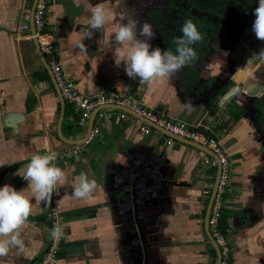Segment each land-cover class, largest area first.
<instances>
[{"label": "crops", "instance_id": "1", "mask_svg": "<svg viewBox=\"0 0 264 264\" xmlns=\"http://www.w3.org/2000/svg\"><path fill=\"white\" fill-rule=\"evenodd\" d=\"M34 3L0 0V187L27 188L14 173L26 170L32 155L71 145L61 140L59 129L63 137L79 139L92 123L99 134L80 158L55 162L65 172L63 183L50 202L33 200L32 215L20 229L23 249L13 248L0 264H34L48 241L52 205L63 212L65 232L55 264H217L218 247L204 229L217 172L202 165L208 153L176 139L168 145L165 134L155 130L141 133L119 118L117 107L95 108L78 128L30 36ZM97 4L112 7L113 0H50L47 6L46 28L56 37L66 76L84 95L115 91L174 122L208 128L232 164L221 214L232 248L230 264H264V214L256 210L264 208V57L251 58L264 41L251 31L253 12H246V19L233 8L220 22L216 11L192 7L197 18L223 31L200 30L198 61L171 78L140 85L123 66L115 67L109 46L98 45L101 34L85 39L86 49L77 46L86 34L89 9ZM186 7L185 0L122 4L152 24L153 48L173 51L166 34L169 18ZM110 31L111 25L105 39ZM26 107L32 109L26 112ZM81 172L97 181L87 199L73 194Z\"/></svg>", "mask_w": 264, "mask_h": 264}, {"label": "clouds", "instance_id": "2", "mask_svg": "<svg viewBox=\"0 0 264 264\" xmlns=\"http://www.w3.org/2000/svg\"><path fill=\"white\" fill-rule=\"evenodd\" d=\"M122 4L123 0H113L112 7L97 4L89 9V20L84 25L86 34L77 42V46L86 49L84 40H91L94 34H101L102 38L97 40L98 45L109 46L115 67L123 66L125 74L130 79H138L140 85L171 78L192 61L199 60L194 46L203 37L191 18L183 21L180 29L182 35L174 41L175 50H162L159 46L153 48L150 43L157 34L152 24L147 20L141 22L126 8H122ZM253 15L255 19L251 31L257 40L264 41V0H258ZM116 20L119 22L113 23ZM109 25L111 31L105 39L104 33ZM254 57H264V48L251 58ZM55 160L54 152L34 154L26 170L14 173L27 181V188L18 190L11 184L0 187V258L7 257L13 248L23 249L20 229L32 215L33 200L50 202L53 193L63 183L65 172L55 164ZM72 188L77 198L87 199L97 188V181L81 172ZM29 191L30 196L27 195ZM256 210L264 214V208L258 207ZM50 235L53 239L60 238L63 235L62 227L55 224Z\"/></svg>", "mask_w": 264, "mask_h": 264}, {"label": "built area", "instance_id": "3", "mask_svg": "<svg viewBox=\"0 0 264 264\" xmlns=\"http://www.w3.org/2000/svg\"><path fill=\"white\" fill-rule=\"evenodd\" d=\"M49 2L50 0H35L31 13L33 30L30 36L36 41L38 52L48 65L60 96L74 111L78 128H83L86 125L95 108L107 106L117 107L120 108L119 118L137 125L138 130L143 134H149L152 130L164 134L162 131L158 130V128H160L169 134L200 144L211 151L213 156L205 154L201 159L202 165L205 168H219L220 172L208 217V233L219 249V264H230L232 251L231 243L227 234L220 230L219 220L224 207V192L229 183L232 164L228 155L222 148L220 141L209 133L208 128L192 126L181 121L174 122L158 111H152L142 107L135 99L128 95H122L115 91L102 92L91 96L81 93L76 84L66 76L57 56L56 37L46 28L45 13ZM23 28L24 26H19L20 30ZM99 115H102L101 112ZM142 119L149 121L155 127ZM98 134L99 129L97 127H92L86 138L80 144H72L64 149L48 150L46 152H54L56 154V163L72 162L82 156L88 144L96 138ZM165 136L166 144L170 145L174 138L166 134ZM44 153L45 152L42 154ZM63 219L62 210L58 206L52 205L48 213V241L43 252L34 261V264L56 263L65 237ZM55 224H59L63 229V235L57 239H53L50 235Z\"/></svg>", "mask_w": 264, "mask_h": 264}, {"label": "water", "instance_id": "4", "mask_svg": "<svg viewBox=\"0 0 264 264\" xmlns=\"http://www.w3.org/2000/svg\"><path fill=\"white\" fill-rule=\"evenodd\" d=\"M33 10V9H32ZM162 14L164 15V12H162ZM167 14V13H166ZM165 14V16L166 17H170V15L171 14H167L166 15ZM173 17V18H172ZM172 17H170L169 18V26L167 27V35H168V39H167V41H168V43L170 42V43H172V45L173 46H175V44H174V41H175V38H177V37H179V36H181L182 35V32L180 31V29H181V27H182V24H183V21L186 19V18H188L187 16H185L183 13H180V14H177V12H175L174 14H173V16ZM31 31L33 30V25H32V20H31ZM198 44V43H197ZM196 44V45H197ZM196 45L194 46L195 47V50L197 51V55H199V53H200V50H199V48H197L196 47ZM42 60H43V58H42ZM43 63H44V65H45V67H46V69L48 70V72H49V74H50V77L52 78V80H53V82H54V84H56L55 83V81H54V79H53V76H52V74H51V72H50V70H49V67H48V65L45 63V61L43 60ZM58 90V89H57ZM58 94H59V91H58ZM230 95V93H227V94H225L224 96H223V99H226L228 96ZM263 98H264V96H263ZM59 99H60V102H61V104L63 105V103H64V100L62 99V97L59 95ZM30 100H32V102H31V104L34 102V98H31ZM262 107H263V109H264V103H262ZM28 109H32V108H30V107H26V112H29L30 110H28ZM124 110H126L127 112H130L129 110H127V109H124ZM138 118H140V117H138ZM61 119H62V116L60 117V119H59V125H60V122H61ZM141 119V118H140ZM142 120H144V119H142ZM145 122H147L148 124H150L151 126H153V127H155L152 123H150L149 121H147V120H144ZM92 128V123H90L89 124V126H88V129L86 130V132L83 134V136L81 137V138H79V139H67V138H65V137H63L62 135H61V132H60V129L58 130V136L61 138V140H63V141H65V142H67V143H69V144H80L81 142H83V140L86 138V136H87V134H88V132L90 131V129ZM157 128V127H156ZM158 130H160V131H162L164 134H166V135H168V136H170V137H172V138H174V139H176V140H179V141H181V142H183V143H185V144H188V145H190V146H193L194 148H197V149H199V150H201V151H204V152H206V153H208V154H210L211 156H213V154L211 153V151L208 149V148H206V147H204V146H202V145H200V144H197V143H194V142H192V141H190V140H187V139H184V138H180V137H177V136H174V135H172V134H169L168 132H166V131H164V130H162V129H160V128H158ZM219 172H220V169L219 168H217V172H216V177H215V181H214V184H213V188H212V190H211V193H210V197H209V200H208V204H207V207H206V212H205V217H204V229H205V231H206V233H207V235L209 236V238L214 242V240L210 237V235H209V233H208V217H209V213H210V207H211V204H212V200H213V197H214V194H215V190H216V186H217V181H218V177H219ZM214 244H215V246H216V248H217V245H216V243L214 242ZM219 249H217V256H218V260H217V264L219 263V260H220V253H219V251H218Z\"/></svg>", "mask_w": 264, "mask_h": 264}, {"label": "flooded vegetation", "instance_id": "5", "mask_svg": "<svg viewBox=\"0 0 264 264\" xmlns=\"http://www.w3.org/2000/svg\"><path fill=\"white\" fill-rule=\"evenodd\" d=\"M188 4V8H181V11L177 12V14L183 13L188 18H191L196 24L199 30H202L204 32L210 33V32H219L221 33L223 30H221V25H219L217 30L213 29V25H207L206 20L207 19H199L197 18L194 13L191 12V8L194 7L195 9H201V10H214L216 11V14L220 16V22L228 18L230 15L229 12L233 8L235 10L241 9L243 13V18H249L246 16V12H253L254 8L258 5V0H185ZM257 2V3H256ZM211 5L214 7L212 8ZM171 10V9H170ZM168 10V12H170ZM177 10V9H176ZM167 12V13H168ZM241 13V14H242ZM252 14V13H251ZM228 15V16H227ZM238 15V14H237ZM245 15V16H244ZM201 24H205L206 26L200 27Z\"/></svg>", "mask_w": 264, "mask_h": 264}, {"label": "trees", "instance_id": "6", "mask_svg": "<svg viewBox=\"0 0 264 264\" xmlns=\"http://www.w3.org/2000/svg\"><path fill=\"white\" fill-rule=\"evenodd\" d=\"M219 228L220 230L225 233V225L224 223L222 222V218L220 217V220H219Z\"/></svg>", "mask_w": 264, "mask_h": 264}]
</instances>
